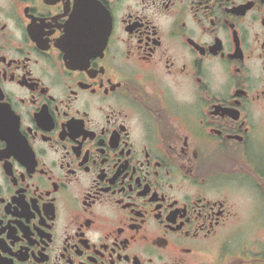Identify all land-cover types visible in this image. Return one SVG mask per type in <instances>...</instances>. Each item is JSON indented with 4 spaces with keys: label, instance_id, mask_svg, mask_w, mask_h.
<instances>
[{
    "label": "flooded vegetation",
    "instance_id": "af4514ba",
    "mask_svg": "<svg viewBox=\"0 0 264 264\" xmlns=\"http://www.w3.org/2000/svg\"><path fill=\"white\" fill-rule=\"evenodd\" d=\"M262 148L264 0H0V264H264Z\"/></svg>",
    "mask_w": 264,
    "mask_h": 264
},
{
    "label": "rangeland",
    "instance_id": "374dc122",
    "mask_svg": "<svg viewBox=\"0 0 264 264\" xmlns=\"http://www.w3.org/2000/svg\"><path fill=\"white\" fill-rule=\"evenodd\" d=\"M255 155H257L260 159H262L264 161V148H262L261 150H259L258 152L254 153ZM262 161V163H264ZM264 166V164H263ZM255 219H264V212H258L257 216H254Z\"/></svg>",
    "mask_w": 264,
    "mask_h": 264
}]
</instances>
